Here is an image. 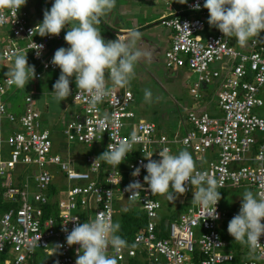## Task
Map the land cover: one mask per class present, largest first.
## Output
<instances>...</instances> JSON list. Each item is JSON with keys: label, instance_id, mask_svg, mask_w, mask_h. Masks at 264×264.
Instances as JSON below:
<instances>
[{"label": "built area", "instance_id": "built-area-1", "mask_svg": "<svg viewBox=\"0 0 264 264\" xmlns=\"http://www.w3.org/2000/svg\"><path fill=\"white\" fill-rule=\"evenodd\" d=\"M204 2L187 0L181 11L159 21V25L171 33V42L163 53L164 67L186 68L196 75V83L189 89L193 99L199 98L198 84L217 82L219 117L190 110L184 117L187 128L179 138L154 137L156 126L153 123L134 122L130 107L133 97L128 90L113 89L95 107L88 103L86 95H77L76 88L71 93V102L77 109L62 130L66 143L87 148L99 143L104 152L108 144L135 138L132 152L117 168L103 163L98 156L86 154L84 169L76 170L70 168L73 161L69 157L49 155V134L38 122L39 114L31 95L24 97L22 113L15 117L2 101L11 87L6 83V76L0 75V185L2 199L13 205L0 212V264H75L79 246L66 244L67 233L62 231L61 225L72 217H78L81 223L87 222L97 213H107L113 220V204L117 198L133 203L146 218L145 226L134 234L131 245L117 254L119 264H126L128 258L139 252L148 262L161 264H264V247L234 262V253L219 237L221 223H229L240 206L235 212L224 215L218 202V219H212L209 218L211 208L205 209L191 198L177 218L167 224L166 236L158 237L155 220L160 208L159 194L152 193L143 181L147 175L142 167L148 162L145 158L152 155L151 159L159 160V151L171 150L169 144H178L192 154L198 171L214 175L222 186L226 182L237 185L245 181L252 186L254 194L264 193V141L258 144L253 156L259 165L229 170L231 163L249 156L256 134H264L263 101L258 96L264 87V39H251L246 52L232 49L227 45L229 37L208 24L209 13L203 8ZM197 3L199 10L194 7ZM183 12L188 15H182ZM185 24L189 31L183 27ZM35 27L20 9L16 18L10 12L5 14L0 30L7 28L14 41L9 37L0 39V63H11L12 53L21 50L28 51L39 70L60 71L51 60L57 50L52 44L64 41L62 31L59 36L41 37ZM208 28L211 30L202 34ZM32 42L43 45L39 55L31 49ZM214 63L220 64L219 70L211 67ZM40 78L41 74L36 72L35 79ZM105 115L109 119L102 126L100 122ZM5 121L9 125L3 129ZM3 147L7 149L5 159L1 158ZM204 154L210 160L201 167ZM16 165L36 170L30 177L25 176L19 186L12 183L10 174ZM50 166L57 167L64 177L63 192L53 185L54 176L47 170ZM136 167L141 171L139 176L133 177L131 173ZM134 180L144 184V191L130 200V193L124 189ZM50 186L54 188L52 196ZM190 193L191 187L183 196ZM53 203L54 216L43 217V208ZM66 227L70 232L74 224L70 221ZM259 243L264 245V236ZM58 244L62 247L56 251ZM109 252L112 254L111 249Z\"/></svg>", "mask_w": 264, "mask_h": 264}, {"label": "clouds", "instance_id": "clouds-1", "mask_svg": "<svg viewBox=\"0 0 264 264\" xmlns=\"http://www.w3.org/2000/svg\"><path fill=\"white\" fill-rule=\"evenodd\" d=\"M26 2L27 0H0V24H3L6 13L10 12L16 18L17 12ZM177 2L185 4L187 0ZM115 7L116 0H54L51 8L44 10L42 22L34 28L38 30V35L59 36L61 31L65 30L64 40L69 45L67 48H58L51 60L52 65L60 69V75L52 85L51 92L59 102L71 95L70 83L74 77L77 95H86L88 103L95 107L103 102L113 89L128 88L135 78L136 66L154 58L155 50L147 46L142 33L135 27L123 34H117L114 40L104 39L98 26ZM194 7L199 10L200 5L197 3ZM203 8L209 13L208 24L217 28L224 37L235 38L241 47L246 46L251 39L264 38L261 36L264 32V0H205ZM183 27L188 30L187 24ZM31 49L39 55L43 45L32 42ZM27 52L17 50L12 53V67L5 74L9 87L24 89L36 78L34 65L28 64ZM199 85L196 89L199 98L193 99L190 95L193 101L201 99ZM151 97V90L145 89V101L151 102ZM217 110L219 111L218 108ZM193 111H202L209 116L218 117L204 110ZM108 119L105 115L101 125ZM182 121L184 123V120ZM135 142L133 138L108 144L107 149L97 158L117 168L132 152ZM158 154L159 160L151 159L150 155L145 158L148 162L142 164L147 172L143 181L148 185V189L174 201L178 196L184 195L189 187L191 191L195 188L191 197L193 201L205 209L211 208L209 218L218 219L216 205L221 199V192L218 191L222 186L221 182L206 171H198L197 161L186 148L177 153L165 148ZM140 171V167H136L131 175L137 177ZM121 179L122 177L119 181ZM144 184L139 180L129 183L124 189L130 193L128 199L135 200L139 193L144 191ZM177 203L182 204L178 201ZM70 221L74 227L69 232L66 225ZM262 221L264 193L254 194L248 190L241 198L238 214L229 221L227 232L235 241L255 252L264 247L259 243L260 237L264 236ZM61 228L67 233L66 244L79 246L75 264H119L117 254L129 246L128 242L118 235L119 223L114 222L107 213H97L94 218L83 223L78 217H72L62 224ZM61 247L62 245H56V251Z\"/></svg>", "mask_w": 264, "mask_h": 264}, {"label": "rangeland", "instance_id": "rangeland-1", "mask_svg": "<svg viewBox=\"0 0 264 264\" xmlns=\"http://www.w3.org/2000/svg\"><path fill=\"white\" fill-rule=\"evenodd\" d=\"M124 0H116V6L112 13H116V17H118V9L121 2ZM129 2L125 0V2ZM135 2L136 0H132ZM54 0H27L25 6L21 7L20 10L25 14L27 21L31 24L41 23L43 20V12L44 10L50 9ZM142 4L141 2L136 1L132 4V10L137 8ZM123 21L124 18L120 17ZM100 31L102 32V36L104 39L113 40L109 37V34L106 33L105 28L102 25L98 26ZM158 30H161L158 27ZM65 34V30H62ZM263 33V34H262ZM261 33V36L264 35V32ZM9 37L10 33L7 28H2L0 30V39ZM257 39V38H254ZM263 39V38H262ZM257 40H261L258 38ZM14 41V39H13ZM234 42L237 45L235 38H228L227 45L230 46V42ZM151 42V41H150ZM64 43V41H63ZM61 43L57 45L56 48L66 47L64 44ZM66 43V42H65ZM22 45V44H21ZM234 46V45H233ZM236 47V46H235ZM234 47V48H235ZM157 63L156 64H148V62H141L136 66V75L135 78L132 80L130 86L127 90L132 94L133 102L131 103V109L135 115L134 122L143 120V121H151L156 128L160 130L161 133H164L169 139L176 137H180L178 130L182 129L180 126L182 120H184L186 110H188L189 106L192 103V99L189 94V89L192 87L193 83L196 82V75L191 73L187 69H179L175 73H170L166 71L167 69L164 67V59H161L162 56H157ZM27 61L29 65H34L27 53ZM12 67L11 63H0V75H5L8 70ZM35 71H39L38 67L34 65ZM211 67L220 69V64L214 63ZM170 72V71H169ZM60 75V71H45L43 72V77L40 80L33 79L30 81L24 89L16 88L12 86L9 89L8 94L4 96L5 101L7 104L13 106H17L22 102L24 96L31 95L32 104L35 105V109L40 112L42 117L40 118L41 127L47 130L49 134V140L51 143L49 155L57 154L62 158L69 157L73 164L70 168L76 170H83V158L86 154L92 155L97 157L101 151V145L95 144L91 148H87L84 145H77V144H67L66 140L64 139V135L62 134V130L65 127L66 123L72 118L73 115V107H70L69 100L65 99L63 101H51L50 95L47 94L51 93L53 88L52 85L58 79ZM74 84L75 81L72 78ZM71 80V81H72ZM76 86V85H75ZM71 87V86H70ZM201 88H206L210 95L211 100L209 103L210 106L215 105L217 107V99L216 94L218 92V87L214 83L203 85L200 84L198 86V90ZM149 89L151 90L152 97L151 102H146L144 98V90ZM258 96L264 101V87L260 89ZM53 98V97H51ZM54 99V98H53ZM46 102L47 114H52L53 117L50 118V115L47 116L44 110H41L44 107V103ZM11 106H9L10 110ZM21 108V106H20ZM65 109L63 112L60 111L61 109ZM19 109V108H18ZM52 109V113H51ZM20 110V109H19ZM216 116H220V112L218 110ZM13 115L17 117L20 112L17 110L12 111ZM210 113V112H209ZM212 115V114H210ZM214 115V114H213ZM44 117V118H43ZM5 126L9 124L5 121L3 122ZM177 138V137H176ZM178 144H170V148L173 153H177L175 149H179ZM7 149L6 147L2 148L1 154L2 158L5 159V153ZM68 154V156H67ZM210 160L207 154L201 156L202 163L207 162ZM50 174L54 176L53 185L55 186L57 191H64V177L59 172L57 167L50 166L47 168ZM36 172V170L32 167H25V166H17L14 170L10 172L12 181L15 182L20 177L31 176ZM248 191V189L244 187H240L237 190L229 192L232 196H243L244 192ZM183 196V195H181ZM178 196V197H181ZM225 197H221L219 206L220 209L223 210L222 201ZM188 199V196H187ZM177 198L174 201V204L169 205L167 201L163 197H161L160 203L161 207L158 211V217L156 218L155 222L160 223L162 220V231L165 232L167 229V224L171 221V217L174 219L177 218L178 214L182 212V206L176 203ZM115 213L113 215V221H117L120 217V214L125 209L134 208L133 203L117 198L116 203L113 204ZM233 246H231L233 251L240 252L239 257L245 258L252 256V251L246 245H241L237 241L232 242Z\"/></svg>", "mask_w": 264, "mask_h": 264}, {"label": "crops", "instance_id": "crops-1", "mask_svg": "<svg viewBox=\"0 0 264 264\" xmlns=\"http://www.w3.org/2000/svg\"><path fill=\"white\" fill-rule=\"evenodd\" d=\"M129 2H125L122 1L119 6L118 9V17H116V13L114 12V14L111 12L109 15H107L106 17H104L100 23V25H102L105 30L106 33L109 34V37L111 39H115L117 34H123L124 32H126V30L130 29V28H137L143 35V39L144 41L147 43V46L150 47L151 49L155 50L154 53V58L150 61H148V64H156L157 63V56L161 55L163 59V53L166 49H168L169 44L171 42V33L161 27L157 22H159L162 18L165 17H169L171 15H173L175 12L181 11L182 10V6L183 4L178 3L177 0H136L138 2H141L142 4H140L139 6H137V8L135 7L134 10H132L131 6L132 4H134L135 2H133L132 0H128ZM117 7V6H116ZM120 17L124 18V20L122 21L120 19ZM32 24V23H31ZM36 25L39 23H35ZM160 27L161 30H158ZM211 29H205L204 32L202 34H205L207 31H210ZM63 33V31H62ZM102 34V32H101ZM263 34V33H262ZM64 33H63V38H64ZM262 37H264V35H262ZM230 39V38H229ZM264 39V38H263ZM151 41V42H150ZM64 46L66 45L65 40H64ZM234 45V46H233ZM236 46V47H235ZM58 47V46H57ZM69 47V45H66L67 48ZM232 49L236 50V51H240V52H246V50L248 49V46H244L241 47L238 43L237 45L234 44V42H230V46ZM235 47V48H234ZM56 48V46H55ZM151 62V63H150ZM183 69V68H181ZM179 69L177 68H173L171 70H166L168 72V74L170 73H175L177 72ZM170 71V72H169ZM215 85H217L216 83H214ZM70 88H71V93L75 90L76 86L73 82V80L70 83ZM120 89H127V88H120ZM53 91V90H52ZM199 93L201 95V99L198 101H193L191 105L189 106L188 110L189 111L191 109L193 110H204L206 112H210L209 114H217V108L215 105L210 106L209 103L211 100V95L209 93V91L206 88H201L199 90ZM51 101H58L54 95L52 93H48L47 94ZM53 97V98H51ZM69 100V105L70 107H73V113L75 112V110L77 109L76 106L71 102L70 96L67 98ZM44 107L41 110H44L43 112L46 113L47 110V106H46V102L44 103ZM18 106H13V110H17L18 112L21 113V111L18 109ZM35 107V105H34ZM65 109H61L60 111H64ZM38 112V111H37ZM19 113V114H20ZM41 111L38 112L39 114V119L42 117V115H40ZM51 113H52V109H51ZM47 114V113H46ZM50 114H47V116ZM53 115H50V118H52ZM44 118V117H43ZM41 126V124H40ZM156 126V125H155ZM180 126L182 127V129H179L178 132L181 135L185 129L187 128V125L185 123H183V121L181 122ZM158 129V128H157ZM159 134H163L164 136H166L164 133H161L160 130L158 129ZM177 138L178 135H176ZM179 149H175L176 152H178L179 150H181L182 148L180 146ZM173 153V151H172ZM194 158V157H193ZM201 165H204V163H202ZM202 167V166H201ZM250 191H252L250 188H248ZM195 188L192 189L190 195H188V199L187 196L186 198H181V197H177L176 203L184 201L183 202V206L182 208L185 209L189 202L191 201V197L193 196L192 193H194ZM221 192V197H225L222 201L223 204V210L224 212H226L227 210L231 209L232 207H234L237 204L241 203V198L242 196H232V194L230 195L229 192H231L230 190L225 189L224 191H219ZM161 197H163L165 199V201L168 202L169 205L174 204V201H171L169 198H167L164 195H157V199L160 201ZM220 202V201H219ZM179 204V203H177ZM174 218L171 219V221ZM166 236V231H165V235ZM228 243V242H227ZM229 245V244H228ZM230 250L232 251L231 245H229Z\"/></svg>", "mask_w": 264, "mask_h": 264}, {"label": "trees", "instance_id": "trees-1", "mask_svg": "<svg viewBox=\"0 0 264 264\" xmlns=\"http://www.w3.org/2000/svg\"><path fill=\"white\" fill-rule=\"evenodd\" d=\"M182 15H188V13L183 12ZM165 18H167V17H165ZM157 23L159 24V22H157ZM57 45H60V44H52V47H55ZM35 72H39L41 74V78H42L43 77V72H45V71L39 70V71H35ZM40 79H36V80H40ZM118 89L119 90H127V89H120V88H118ZM4 96L2 97V101H4V103L8 106V108H9V106H11L10 111L12 112L13 111V104L12 105L7 104L6 101H5ZM24 97H23V99H24ZM23 99H22V102L20 103L21 108H20V106H18V108L20 109L21 113H22ZM262 109H264V101H263ZM262 109H260V112H258V113H261ZM38 122L40 124V119H38ZM147 122L152 123L151 121H147ZM4 127H7V126L2 124V128L3 129H4ZM158 135H163V134H159V131L156 128L155 129V133H154V137H156ZM166 138L169 139L167 136H166ZM263 140H264V134L263 133L262 134L261 133L260 134H256V142H255V144L250 146V148H249V156H247L244 160H242L240 162L231 163L230 166H229V170L236 171V170H238L240 168H243V167H246V166L252 168V167H255V166L259 165V162L254 161L253 156H254L255 152L257 151L256 149H257L258 144L260 142H262ZM68 144H73V143H68ZM169 146H170V144H169ZM102 153H103V151L101 149L98 157ZM1 158H2V154H1ZM101 161L104 163V161L102 159H101ZM17 166H22V165H16L14 167V169ZM263 167H264V164H263ZM24 179H25V177H23V178L20 177L15 182L12 181V183L14 185H16V186H19L20 183H23ZM29 181L31 183L30 179H29ZM240 187H244L246 189L250 188L252 190V192L254 193L252 186L249 185L245 181H240L237 185H233V183H231V182H226L218 191H222V190L224 191L225 189L230 190V191H234V190L239 189ZM30 188L32 190H34V187L31 186V184H30ZM49 188H50L49 195L52 196V193H54V188H53V186H50ZM2 194H3V188L0 185V212H3L4 210H6L9 207L13 206V205H10L9 203H7L6 201H4L2 199ZM159 203H160V201H159ZM160 205H161V203H160ZM238 206H240V204L235 205L234 207H232L231 209L227 210L226 212L222 211L220 209V206H219V209H220V212L224 213V215H228L231 211L235 212ZM54 214H55L54 203L49 205L48 207L46 206V207L43 208V217H47L48 215L54 216ZM172 218L173 217H171V219ZM160 221H161L160 223L159 222L158 223L155 222V224H156L155 233H156V235L158 237H164L165 232L162 231V220H160ZM115 222H118L119 225H120V229H119L118 235H120L123 239H125L128 242V245H131L134 234L137 233L139 230L143 229V227L145 226L146 218H145L144 214L140 210H138V208H136V206H134V208L125 209L120 214V217L118 218V220L115 221ZM227 225H228V223H224V222L221 223V225L219 227V237H220V239L228 242L229 245L233 246L232 242L234 241V239L228 234ZM233 253H234V262H237L239 260V258H240L239 257L240 252L238 251V248H237L236 251H233ZM126 264H161V262H152L151 260H150V262H148L147 258L144 257L143 253L139 252V253H136L134 257L128 258L126 260Z\"/></svg>", "mask_w": 264, "mask_h": 264}]
</instances>
